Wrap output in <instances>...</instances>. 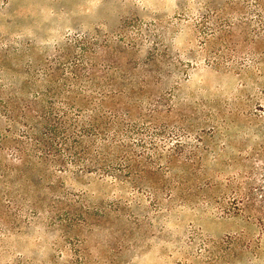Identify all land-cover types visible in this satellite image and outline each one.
Instances as JSON below:
<instances>
[{
    "label": "rangeland",
    "instance_id": "rangeland-1",
    "mask_svg": "<svg viewBox=\"0 0 264 264\" xmlns=\"http://www.w3.org/2000/svg\"><path fill=\"white\" fill-rule=\"evenodd\" d=\"M239 2L243 9L233 19L239 26L232 27L238 55L233 59L232 46L208 33L206 46L223 56L217 70L202 48L199 22L214 7L227 15L232 0H0V96L32 98L35 77L57 59L74 60L67 47L78 52L77 39L84 37L121 50L133 68H149L151 57L162 56L161 68L177 66L166 85L177 94L175 104L199 118L186 120L193 129L189 140L196 144L202 134L207 165L238 173L243 190L256 196L255 203L245 200L242 210L221 216L182 202L156 209L145 190L71 178L69 196H84L90 206L119 200L118 215L90 207L93 223L71 224L43 212L9 229L0 219V264H264V0ZM2 102L0 133L10 135L8 128L17 129L5 120ZM5 212L0 205V215Z\"/></svg>",
    "mask_w": 264,
    "mask_h": 264
},
{
    "label": "trees",
    "instance_id": "trees-1",
    "mask_svg": "<svg viewBox=\"0 0 264 264\" xmlns=\"http://www.w3.org/2000/svg\"><path fill=\"white\" fill-rule=\"evenodd\" d=\"M239 3L232 0L225 16L214 7L199 22L205 26L200 30L202 48L214 58L209 66L217 70L223 56L206 46L208 33L232 46L234 59L240 51L232 40V27L239 26L233 19L243 9ZM77 41L78 52L67 47L74 60L57 59L56 66L47 65L42 77H35L32 98L0 96L5 120L18 130L0 133V205L6 211L0 219L8 229L43 212L71 224L93 223L97 218L86 210L90 207L118 215L119 200L90 206L84 196H69L66 181L84 176L120 191L145 190L156 209L171 210L170 203L182 202L229 216L242 210L239 205L245 200L255 203V192L243 190L238 173L216 172L207 165L209 147L203 146L202 134L196 144L189 140L193 129L186 120L199 118L183 112L174 102L177 94L166 88L178 73L175 62H165L169 69L164 70L162 56H153L149 68H133L121 59V50L99 43L95 36ZM103 56L108 59L100 60ZM170 139H175L172 144Z\"/></svg>",
    "mask_w": 264,
    "mask_h": 264
}]
</instances>
